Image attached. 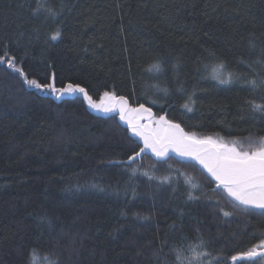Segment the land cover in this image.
I'll use <instances>...</instances> for the list:
<instances>
[{
    "label": "trees",
    "instance_id": "trees-1",
    "mask_svg": "<svg viewBox=\"0 0 264 264\" xmlns=\"http://www.w3.org/2000/svg\"><path fill=\"white\" fill-rule=\"evenodd\" d=\"M40 4L63 10L45 21L31 11ZM57 26L61 38L49 42ZM5 52L29 79L47 83L55 74L57 88L78 83L94 101L114 92L199 136L264 137V115L246 107L264 104V90L217 85L196 71L201 62L223 60L229 71L252 78L250 64L264 77L256 63L264 62V0H0ZM193 92L187 112L181 105ZM124 123L80 94L58 98L27 88L0 64V264H29L32 249V264H176L174 250L199 238L212 256L264 238V215L235 209L190 163L168 161L180 170H171V184L109 164L143 146ZM152 163L151 154L142 155L143 169ZM169 172L160 164L155 174ZM187 176L199 187L190 188ZM189 192L198 199L189 200Z\"/></svg>",
    "mask_w": 264,
    "mask_h": 264
},
{
    "label": "snow or ice",
    "instance_id": "snow-or-ice-1",
    "mask_svg": "<svg viewBox=\"0 0 264 264\" xmlns=\"http://www.w3.org/2000/svg\"><path fill=\"white\" fill-rule=\"evenodd\" d=\"M63 10V4L58 11L53 7H45L40 4L31 11L34 17L43 16L44 20H55ZM61 29L56 27L49 36V42H55L61 38ZM209 56L215 58V53L210 52ZM6 63L7 68L18 74L22 78V83L27 88H35L40 91L56 94L57 97L65 95L74 96L80 94L88 106L97 111L105 113H118L120 120H125V113L133 111L137 113H148L150 124L140 127L128 122V126L132 131L133 136L138 137L142 143V147L137 145L139 150L132 148L131 155L127 156L126 160L109 161V164L122 165L125 170L131 172V177L140 176L147 177L149 181L156 180L160 184L173 183L172 171L180 172L179 169H174L172 164H169L170 159L180 157L179 162L190 163L193 167H198L199 170L206 172L215 184L213 191L219 190L226 199L232 204L235 209H239L244 213L258 212L264 215V137L253 138L251 136L244 140H233L232 142H224L223 139H214L213 136H199L195 132L185 131L181 123L168 119L167 114H161L153 118L152 109L146 108L145 104L141 103L137 108H129L128 98L125 96H117L114 92L105 91L100 96V101L97 103L93 97L89 95L88 90L78 83L71 81L64 84L63 87L57 88L55 74L47 83H41L36 79H29L23 67L16 64L15 57H9L7 52L0 55V64ZM264 65V62L257 61ZM249 70L254 73L252 78L241 75L239 72L227 69V64L220 60L217 63H203L196 69L200 73V79L215 81L217 85H231L240 83L252 92L264 90V77H260L259 73H255L252 66L247 65ZM152 68L158 75L163 74V69L159 62L152 65ZM211 68L209 72L208 69ZM157 91L163 93L164 97L170 95L169 90L156 86ZM178 91L183 94L186 89L180 88ZM193 95L189 94L185 102L181 105L187 112L193 111ZM153 105L157 101H150ZM171 108V105H168ZM248 107L253 113L264 115V104L255 103L254 101H246ZM154 124L155 127L151 125ZM151 154L155 159V163L148 167L151 171L141 167L142 155ZM164 164L170 170L168 175L157 176L155 174L158 165ZM132 165H136L133 167ZM183 174V173H181ZM130 177V179H131ZM190 188L196 189L199 187L197 182H194L191 176L185 177L184 181ZM175 190V189H174ZM133 196H135V189ZM189 200L198 199L191 192L188 194ZM211 199V198H209ZM220 211L225 217L233 215L232 212ZM146 218V217H145ZM41 217V220H44ZM208 242L203 238H199L196 242H189L187 245H181L175 249L176 264H264V238L247 250L235 251L231 256L217 255L212 256L211 252L207 251ZM37 249H32L29 253V264H32V257L37 252ZM223 252V250H221ZM259 258V259H257ZM51 264H58V260H52Z\"/></svg>",
    "mask_w": 264,
    "mask_h": 264
},
{
    "label": "rangeland",
    "instance_id": "rangeland-1",
    "mask_svg": "<svg viewBox=\"0 0 264 264\" xmlns=\"http://www.w3.org/2000/svg\"><path fill=\"white\" fill-rule=\"evenodd\" d=\"M55 96H57L56 94H54ZM100 101V100H99ZM99 101H96L97 103H99ZM129 108H134V107H131L129 105ZM93 109V108H92ZM94 110V109H93ZM96 112H99V113H105L103 111H97L95 110ZM111 113V112H110ZM118 114V113H117ZM119 115V114H118ZM153 115V118H155L156 116H154V114L152 113ZM125 117L126 119L123 120L126 124H128V122H131L132 124L136 125V126H140V127H143V126H146V125H149L150 124V120L148 118V113H137V112H133V111H127L125 113ZM152 127H155L154 124L151 125ZM214 139H223L221 137H218V136H213ZM224 142H232L233 140H226V139H223Z\"/></svg>",
    "mask_w": 264,
    "mask_h": 264
},
{
    "label": "water",
    "instance_id": "water-1",
    "mask_svg": "<svg viewBox=\"0 0 264 264\" xmlns=\"http://www.w3.org/2000/svg\"><path fill=\"white\" fill-rule=\"evenodd\" d=\"M122 121V120H121ZM123 123H124V121H123ZM125 124V123H124ZM126 126H128V124H125ZM131 135L133 136V134H132V131H131ZM134 138H137V137H135V136H133ZM176 158H178L179 160H181V158L180 157H176Z\"/></svg>",
    "mask_w": 264,
    "mask_h": 264
}]
</instances>
